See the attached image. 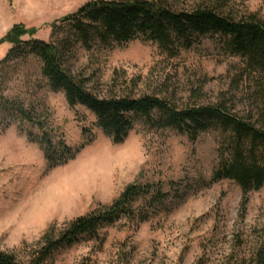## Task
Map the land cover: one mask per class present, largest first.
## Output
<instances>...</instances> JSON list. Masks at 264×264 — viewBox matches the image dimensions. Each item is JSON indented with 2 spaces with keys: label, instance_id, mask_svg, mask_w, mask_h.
<instances>
[{
  "label": "rangeland",
  "instance_id": "374dc122",
  "mask_svg": "<svg viewBox=\"0 0 264 264\" xmlns=\"http://www.w3.org/2000/svg\"><path fill=\"white\" fill-rule=\"evenodd\" d=\"M88 1L0 0V40L14 25L24 24L38 30L36 39L49 42L51 25ZM231 5L264 19V0H231ZM10 48L0 45V62ZM72 63L73 71L99 84L103 94L118 72L121 83L124 73L140 79L138 94L162 93L179 106L216 103L227 93L235 96L242 114L250 110L251 83L234 88L242 62L210 40L175 59L152 43L136 41L100 54L80 49ZM39 68L35 59L18 63L6 95L47 110L52 127L69 145L89 144L74 161L50 169L18 125L0 136L2 251L25 263L49 227L60 230L112 204L128 185L179 182L183 197L169 199L148 222L123 219L102 229L99 239L83 238L45 264H251L264 247V188L249 194L243 210L239 186L212 182L219 133L202 134L193 142L175 130L150 129L140 122L122 144H115L84 107L71 109L63 94L39 89ZM198 91L200 98L194 97Z\"/></svg>",
  "mask_w": 264,
  "mask_h": 264
},
{
  "label": "trees",
  "instance_id": "16d2710c",
  "mask_svg": "<svg viewBox=\"0 0 264 264\" xmlns=\"http://www.w3.org/2000/svg\"><path fill=\"white\" fill-rule=\"evenodd\" d=\"M51 29L49 42L36 39L38 30L24 24L14 25L0 40V45L11 46L0 62V136L18 125L28 141L38 145L50 169L74 161L89 144L69 145L52 127L47 110L40 112L19 97L6 95L18 63L35 59L40 66L39 89L63 94L71 109L84 107L113 143L122 144L140 122L150 129L175 130L193 142L202 134L216 132L220 141L212 182L229 180L239 186L243 210L249 194L264 188V19L256 13L238 12L231 0H89L75 13L55 21ZM205 40L242 62L234 88L237 91L243 81L251 83L250 110L245 114L238 110L235 96L227 93L216 103L179 106L162 93L138 94L140 79H128L126 73L121 83L115 72L110 89L103 94L99 84L73 71L72 62L80 49L100 54L140 41L156 45L175 59ZM200 95L198 91L194 97ZM181 185L132 183L112 204L60 230L49 227L25 263L0 249V264H45L53 254L83 238L99 239L102 229L123 219L146 223L169 199L183 197ZM251 264H264V247Z\"/></svg>",
  "mask_w": 264,
  "mask_h": 264
},
{
  "label": "bare ground",
  "instance_id": "6f19581e",
  "mask_svg": "<svg viewBox=\"0 0 264 264\" xmlns=\"http://www.w3.org/2000/svg\"><path fill=\"white\" fill-rule=\"evenodd\" d=\"M100 159V158H99Z\"/></svg>",
  "mask_w": 264,
  "mask_h": 264
}]
</instances>
